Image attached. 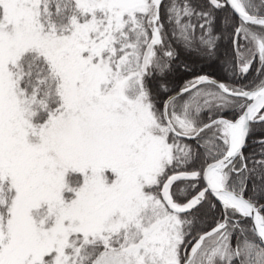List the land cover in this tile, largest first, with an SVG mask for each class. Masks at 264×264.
Wrapping results in <instances>:
<instances>
[{"label":"snow or ice","instance_id":"6c2138e0","mask_svg":"<svg viewBox=\"0 0 264 264\" xmlns=\"http://www.w3.org/2000/svg\"><path fill=\"white\" fill-rule=\"evenodd\" d=\"M0 264H264V0H0Z\"/></svg>","mask_w":264,"mask_h":264}]
</instances>
